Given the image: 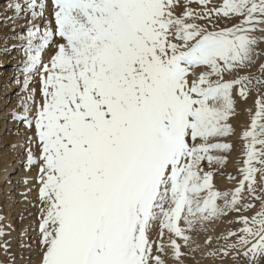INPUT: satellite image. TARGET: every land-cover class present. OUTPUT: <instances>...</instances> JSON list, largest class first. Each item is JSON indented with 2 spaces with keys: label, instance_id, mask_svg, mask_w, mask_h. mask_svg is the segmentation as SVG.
<instances>
[{
  "label": "snow or ice",
  "instance_id": "obj_1",
  "mask_svg": "<svg viewBox=\"0 0 264 264\" xmlns=\"http://www.w3.org/2000/svg\"><path fill=\"white\" fill-rule=\"evenodd\" d=\"M4 11L25 57L23 111L11 114L24 144L11 147L37 170L35 235L21 247L38 264H184L201 248L193 234L230 213L241 226L206 255L259 264L264 0H9ZM253 92L240 179L222 191L230 120ZM9 234L0 225V264H15Z\"/></svg>",
  "mask_w": 264,
  "mask_h": 264
},
{
  "label": "rangeland",
  "instance_id": "obj_2",
  "mask_svg": "<svg viewBox=\"0 0 264 264\" xmlns=\"http://www.w3.org/2000/svg\"><path fill=\"white\" fill-rule=\"evenodd\" d=\"M8 2H9V0H4V1L0 2V5L2 3L3 4H7ZM7 14L8 15H12L11 12H7ZM0 18H2V16H0ZM16 23H17V25H21L23 23L25 24L26 23V18H22V19L16 21ZM9 24L6 26L3 23H0V25H1L0 28H2V29H0V34H2V35L5 34L4 33L5 31L7 33L8 29H10V27H11V23L10 22H9ZM16 32L20 33V34H24L25 28L24 27H17L16 28ZM10 33H12V32H10ZM14 34L15 33H12L8 37H10V36H12ZM13 41H15V40H13ZM11 46L12 45H10V47ZM261 47H264V44H262ZM15 50L13 49V51H15ZM20 57L22 59L25 58L24 57V53ZM43 58L45 60H47V58H48L47 54H44ZM3 62L6 63V64H4V65H2L0 67V72H2V74L0 75V79L3 81L1 83V85H0L1 86L0 87V96L4 93V90L6 89V86L10 85L11 82L13 83L14 80L16 81L17 78L20 81V84L16 83L17 89H15V91L13 93H10L9 95H2L3 97H5L4 99L7 98V100L5 102V105L1 107L3 109V111H4V109L6 110L11 104V102L8 99L9 97L12 96L13 99L16 100V99L20 98L22 95H24V93H22L20 91V89L22 87L21 85H23V75H21L22 74L21 71H19L21 74H17L18 76H14L12 78H11V76L13 74H11V73L8 74V76L11 75L10 77L6 76L9 70H10V72L12 70H15V71L16 70H20L19 65H17V66L13 65V61H11L10 58L8 60H4ZM38 80H39L38 76L34 77L33 78V83L31 84L30 87L34 88L36 86L35 88H38ZM255 98H256V93L253 92L246 101H241V100L237 99L236 115L230 120V123H231L232 127L235 129V134L232 135L231 137L227 138L224 141V142L231 143L233 145V150H232L231 153L228 154V162H227V165L223 168V175L221 174V172L219 170H217L216 171L215 180H214V183H215L217 189H219V190L224 191V190H229V189H233L234 188V185H235L236 181H230L228 179L229 176L235 177L236 180L240 179V175L238 173V166H240V163H242V160H243V156H242L243 141L240 139V135H241L242 131H244V130H246L248 128V126L250 124L251 115L254 114V112H255V106H254ZM17 107H18V105H17ZM2 109L0 111L1 113H2ZM0 119H1V117H0ZM1 121L2 122H6L8 124L10 123V127L3 128V131L0 133V139L5 137L7 134L8 135L11 134L13 132V130L14 131L17 130L18 127L20 129V127L23 126L22 124L17 125V122L14 125V123H12V122H14V120L11 119V114L8 115V116H4L1 119ZM6 148H8V151H9V148H11L10 143L6 142L4 144H1L0 151H4ZM24 154H25V151L21 155H24ZM8 157H9V155H7L5 157V159H7ZM17 159H18V156L15 157V159H13V160L17 161ZM2 161L3 160L1 159L0 163H2ZM16 161H12V163H15ZM24 164H25V162H23V161L20 162V165L24 166ZM34 168L35 167H33L31 169L33 171H27L26 174H28V176L27 175L26 176H24V175L22 176L21 175L18 179H16V182H18V181H20V182L16 183V186L18 188L15 190L16 191L15 194L16 195H20V193L26 192L28 190V188H32L33 191L28 193V197L27 198H25V196L22 195V197H24L26 200L29 199L30 201H32L31 205L37 203V201H36L37 192L35 191L36 188H35V179H34L36 177V175H37V173H36L37 170H34ZM18 169H20V168H18ZM29 172H31L33 174L30 175L31 173H29ZM34 172H35V174H34ZM8 174L17 176V173H12V174L8 173ZM25 179H28L29 183H31V185L27 189H24V191H23V189L21 191V188H19V187L22 184L21 181H24ZM31 180H32V182H31ZM0 185L2 186V189H3V188H5L6 183H0ZM0 194H3V192H0ZM18 198L19 197H17L15 200H18ZM19 204H20V201L18 203H15V206H17ZM3 206H4V204L0 200V207H3ZM256 206L258 207V204ZM31 209H32L31 210V212H32L31 215L34 216V220H37L38 208L31 206ZM15 212H17V211H14V213L12 214V219L14 220L15 224H17L19 221H21V218L19 219V217L17 215H15L16 214ZM245 215H249V213H245ZM0 217H3V209L0 210ZM235 218H236L235 214H231L230 213L227 217L222 218L220 221H218L214 225L208 226L209 227V231L207 233L201 232V233H198V234H193V238L196 240V242L198 244L201 245V248L199 250L191 252L188 256H186L184 264H246V261H244L243 258H241L238 261H233L231 256H229L227 258H224L223 261H221L219 258H214V257L206 255L207 252L215 251V250L219 249V247L225 243V241L223 239H217L218 237L223 236V235H227L229 230L235 231L241 226V225L236 224V223L229 224L227 222L229 219H235ZM1 222L2 221H0V225H4L5 224L3 222H2L3 223L2 224ZM4 228H5V225H4ZM206 236H211L212 237L211 245L209 247H207V248L204 247V241L206 239ZM3 239L6 240L5 237H3ZM31 239L32 238L28 239V243L29 244H31V242H30ZM228 242L231 243L232 240L229 239ZM194 247H195V245H194ZM185 251H187V250H185ZM38 259H39V257H38V254H37V260H36V263H34V264H38ZM5 260H6V257L3 255L2 252H0V261H5ZM15 262H16V259H15ZM15 264H17V263H15ZM20 264H31V263H30L29 260H26L25 262H23V263L21 262ZM169 264H172V262L169 261ZM259 264H264V258H260L259 259Z\"/></svg>",
  "mask_w": 264,
  "mask_h": 264
},
{
  "label": "bare ground",
  "instance_id": "obj_3",
  "mask_svg": "<svg viewBox=\"0 0 264 264\" xmlns=\"http://www.w3.org/2000/svg\"><path fill=\"white\" fill-rule=\"evenodd\" d=\"M2 1H4V0H0V2H2ZM6 6H7V4H3V3L0 5V16H2V18H0V20H2L5 15H8L4 11ZM23 24H21V25H23ZM0 29H2V28H0ZM4 33L5 34H3V35L0 34V67L2 65L6 64L3 62L4 60H8L10 58V60L13 61V65H15V66L19 65L20 70H21L23 67V60L25 59V58L22 59L20 57L23 54L21 42L13 41L11 39V36L8 37L9 35L12 34V33H10L9 29H8L7 33H6V31ZM5 37H8L6 43L4 40ZM13 44L16 45V47L14 48V50L16 49L15 51H13V50L10 52H4L3 51L5 46L10 47V45H13ZM20 70H16V71L12 70L11 72L9 70L6 76L10 77L11 75L8 76L9 73L13 74L11 76V78L14 76H18L17 74H21L19 72ZM1 74H2V72H0V75ZM23 79H24V77H23ZM2 82L3 81L0 79V85ZM31 88H33V87H31ZM15 89H17V86H16V82L14 80L13 83L11 82L10 85L6 86V89L4 90V93L2 95H9L10 93H13L15 91ZM2 95L0 96V111L2 109L1 107L5 105V102L7 100V98L4 99L5 97H3ZM8 99L11 102V104L6 110L4 109V111H3V109H2V113L0 112L1 113L0 114L1 119L4 116H8V115L12 114L13 111L17 112L18 114L22 113V111H23L22 108L17 107V105L19 104L18 102L20 101V98H18L19 100L16 99L17 100L16 101L11 96ZM1 119H0V133L3 131V128L10 127V123L8 124L6 122H2ZM12 123H14V125H15L16 121H14ZM16 132H17V130H15V131L13 130V132L11 134H9V135L7 134L5 137L1 138L0 139V148H1V144H4L6 142L10 143V145H12V144H24L23 126L20 127L21 135L17 136ZM7 151H8V148H6L4 151H0V160L1 159L3 160L2 163H0V183H6L5 188H3L4 190L2 189V186L0 185V192H3V194H0V200L4 204L3 207H0V210L3 209V218L4 219L2 220V222L5 223L4 224L5 225L4 230L6 233H10L9 235H6L5 238L11 244V250H12L11 252L16 259L15 263L20 264L21 262L23 263L26 260H29L31 264H34V263H36V260H37V252L34 250V248H33V250H29L28 248H22L21 244L22 243L29 244L28 239L32 238L35 235V233L32 230V226L34 224H36L37 220H34V216L31 215V213H32L31 212V210H32L31 206L32 205L27 202L29 199L26 200L25 199L26 197L25 198L22 197L21 193H20V195L15 194V192H16L15 190L18 188L16 186V183L20 182V181L16 182V179H18L21 175L22 176L23 175L28 176V174H26L27 171H25V167L23 165H20L21 161L25 162L26 155L25 154L21 155L24 152V147H16L15 149H13L11 147V148H9V151L8 152ZM7 155H9V157L7 159H5V157ZM17 156H18L17 161L13 160ZM12 161H16V162L12 163ZM18 168H20V169H18ZM34 170H36V169L34 168ZM31 171H33V170H31ZM8 173H11V174L17 173V176L10 175ZM29 173H31V172H29ZM32 174L33 173H31L30 175H32ZM34 174H35V172H34ZM31 182H32V180H31ZM21 183L22 184L19 187V188H21V191H22V189L24 191V189H27L31 185V183L25 185L23 183V181H21ZM17 197H19L18 200H15ZM19 201H20V204L15 206V203H18ZM14 211H17V212H15L16 213L15 215H17L19 217V219L21 218V221H19L17 224H15L14 220L12 219V214L14 213ZM8 225H10L11 227H7ZM22 231L25 232L24 236H21ZM30 242L33 243L32 239L30 240Z\"/></svg>",
  "mask_w": 264,
  "mask_h": 264
}]
</instances>
